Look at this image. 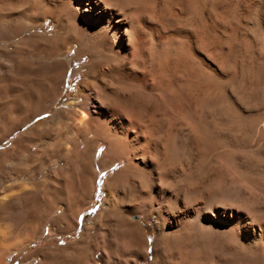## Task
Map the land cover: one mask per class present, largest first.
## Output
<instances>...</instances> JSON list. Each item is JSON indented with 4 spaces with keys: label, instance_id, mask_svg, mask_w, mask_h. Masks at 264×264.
<instances>
[{
    "label": "bare ground",
    "instance_id": "obj_1",
    "mask_svg": "<svg viewBox=\"0 0 264 264\" xmlns=\"http://www.w3.org/2000/svg\"><path fill=\"white\" fill-rule=\"evenodd\" d=\"M49 18L60 36L23 39L11 52L16 71L2 65L0 92L16 97L0 103V142L62 91L66 62L33 82L26 56L78 44L93 61L71 109L58 114L67 136L58 153L70 166L49 182L48 206L65 204L68 230L77 224L97 180L93 154L81 157L94 142L125 167L85 228L92 241L45 252L43 264H97L98 250L119 264H264V0H0V35L2 23L13 38ZM49 125L16 147L60 133ZM138 214L159 221L151 252Z\"/></svg>",
    "mask_w": 264,
    "mask_h": 264
},
{
    "label": "rangeland",
    "instance_id": "obj_2",
    "mask_svg": "<svg viewBox=\"0 0 264 264\" xmlns=\"http://www.w3.org/2000/svg\"><path fill=\"white\" fill-rule=\"evenodd\" d=\"M96 8L100 10L97 5ZM2 26L5 33L0 35V86L7 79L4 76L2 65L8 64L12 72L16 71V61L11 54L16 44L33 35L41 36L43 39H51L60 36L59 32L62 31L61 28L57 29L59 24L51 18L46 19L37 27H30L25 30L21 36L13 38L6 34L10 31V24L2 23ZM79 51H81L80 46L74 44L71 49H62L58 53L51 49H45L28 55L29 57L26 56L30 64V69L26 73L29 81L33 80L34 82L41 79L50 81L53 67L57 61L66 62L68 68L57 102L47 111L21 126L20 129L12 131L0 142V154L3 153L0 156V200L5 195L10 197V199L8 198L9 201L6 199L9 203L0 202V231L3 238L0 236V250L3 248L10 249L5 255V264H43L45 252L59 253L72 246L92 241L91 236L84 238L85 228L94 221L103 209L107 198L106 182L125 167V162L122 160L112 162L106 158V146L99 141L94 142L91 144L87 156L82 155L81 157H83L82 160H85L93 154L96 163L95 171L98 172L97 180L93 198L78 213L77 224L68 230L66 223H64L66 219L64 218L66 216L65 204H58L52 208L48 206L46 200L54 194L49 182L53 181L54 175L58 171L70 166V164L67 165L61 161V153H58L61 144L66 142L67 137L62 134L65 127L62 126L63 121L58 114L63 109H71L69 104L72 100H76L82 82L89 78L90 65L93 61L90 55L83 53L78 55ZM14 97H16V91L0 92V103ZM47 124H50L49 126L52 128L50 131L57 129L60 130V133L54 131L37 134L33 137L34 139L26 142L25 147H16L20 137ZM85 144L84 140H79L78 147L80 150L85 149ZM32 190L36 191L37 199L26 198V193ZM77 190L79 191L76 188L75 193L78 194ZM134 220L140 222L146 231L151 252L158 239L159 221L153 214H138L134 216ZM6 235L9 237L6 238ZM13 243L16 244L13 245ZM9 244L13 246L10 247ZM94 259L97 264H119L114 260L108 261L99 250L94 255ZM135 262L132 260L130 264H136ZM138 264H148V262H139Z\"/></svg>",
    "mask_w": 264,
    "mask_h": 264
}]
</instances>
